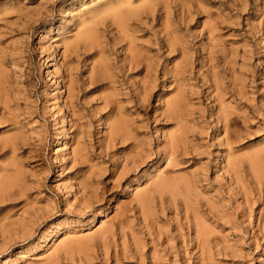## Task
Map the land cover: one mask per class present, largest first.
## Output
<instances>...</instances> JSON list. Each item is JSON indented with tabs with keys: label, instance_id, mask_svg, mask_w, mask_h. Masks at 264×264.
<instances>
[{
	"label": "rangeland",
	"instance_id": "374dc122",
	"mask_svg": "<svg viewBox=\"0 0 264 264\" xmlns=\"http://www.w3.org/2000/svg\"><path fill=\"white\" fill-rule=\"evenodd\" d=\"M0 264H264V0H0Z\"/></svg>",
	"mask_w": 264,
	"mask_h": 264
},
{
	"label": "bare ground",
	"instance_id": "6f19581e",
	"mask_svg": "<svg viewBox=\"0 0 264 264\" xmlns=\"http://www.w3.org/2000/svg\"><path fill=\"white\" fill-rule=\"evenodd\" d=\"M127 1V0H126ZM121 5V4H120ZM118 4V7L120 6ZM111 10V9H110ZM119 10V9H118ZM129 14V12H126L125 14L120 12V11H113L110 16L113 18V21L117 24V26L119 27H122L124 26V22H125V18L127 17V15ZM94 24V23H93ZM81 36L79 38H82V39H91L93 34L90 30V28H88L87 30H85L84 32L80 33ZM68 49V48H67ZM81 50V49H80ZM71 51V50H70ZM68 52L69 54L72 53L74 50H72L71 52ZM77 52V51H75ZM67 55V54H66ZM69 56V55H68ZM131 60L133 62V66L135 64V66H137L139 64L138 60L135 59V54L133 56H131ZM132 65V64H131ZM71 81V80H70ZM72 82V81H71ZM71 88V86H69ZM178 122V121H177ZM141 200H143V198H141ZM84 244V243H83Z\"/></svg>",
	"mask_w": 264,
	"mask_h": 264
}]
</instances>
